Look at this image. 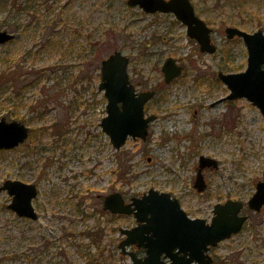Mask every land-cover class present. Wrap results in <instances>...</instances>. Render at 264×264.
Listing matches in <instances>:
<instances>
[{"label":"rangeland","instance_id":"rangeland-1","mask_svg":"<svg viewBox=\"0 0 264 264\" xmlns=\"http://www.w3.org/2000/svg\"><path fill=\"white\" fill-rule=\"evenodd\" d=\"M12 1L0 0V30L16 36L0 46V71L17 68L23 82L1 90L0 119L24 122L33 137L0 151V187L35 184L38 219L19 217L8 208L12 197L0 193V264H90V256L91 264H130L119 228L136 220L103 211L112 193L130 201L150 189L167 192L208 220L217 203L254 195L264 177V115L245 98L223 100L230 89L218 73L246 70L244 41L225 30L264 31V0H192L213 29L214 54L201 52L174 15L148 14L128 0H21L26 10ZM48 34L53 43L45 46ZM115 51L129 57L137 90L157 93L146 109L157 116L148 138H130L119 151L100 126L107 99L98 90L101 62ZM169 57L184 71L166 84L161 68ZM200 156L219 163L203 171L204 196L193 187ZM247 212L243 230L211 249L213 264H264V207Z\"/></svg>","mask_w":264,"mask_h":264},{"label":"water","instance_id":"water-1","mask_svg":"<svg viewBox=\"0 0 264 264\" xmlns=\"http://www.w3.org/2000/svg\"><path fill=\"white\" fill-rule=\"evenodd\" d=\"M127 3L150 14L173 13L187 26L188 36L198 42L201 52L214 54L217 51L211 39L212 29L196 15L191 0H128ZM226 34L228 39L236 36L243 39L248 50V65L245 71L239 73L219 72V78L230 89V94L223 100L246 98L264 115V32L248 33L228 27ZM15 38L14 34L0 30V46ZM129 63V58L121 51H115L101 63L99 91L104 92L107 99V115L102 119L101 127L116 150L124 147L130 137L146 140L149 125L156 119L155 116H145V105L155 96V91L136 90L130 83ZM162 72L168 84L181 76L183 66L169 57L162 66ZM29 135L30 127L22 121L2 118L0 151L19 147ZM207 167L217 169L218 162L201 156L194 181L198 192L206 189L203 170ZM4 191L12 197L8 206L10 210L21 218L38 219L33 204L38 196L35 184L7 180L0 187V193ZM248 204L254 211H260L264 206V178L258 183L257 191ZM104 209L114 214H133L139 223L132 229H121L126 238L120 248L123 254L131 257V264H212L210 248L238 234L247 219L240 215L243 203L235 200L216 205L210 224L205 219H191L181 208L178 199H172L170 193L155 189H150L140 198H133L129 204H125L120 193H113L106 197ZM133 244L145 248L144 258L128 251Z\"/></svg>","mask_w":264,"mask_h":264},{"label":"trees","instance_id":"trees-1","mask_svg":"<svg viewBox=\"0 0 264 264\" xmlns=\"http://www.w3.org/2000/svg\"><path fill=\"white\" fill-rule=\"evenodd\" d=\"M6 1H9V0H6ZM21 2V0H13L12 2H11V5H16V4H19ZM27 3V1L25 0V4ZM20 6L21 7H19V8H22V10H26L28 7H26V6H28V5H26V6H24V3H20ZM31 8V7H30ZM29 8V9H30ZM19 28V27H18ZM27 31V29L26 30H22L21 32H20V34H23V33H25ZM52 34H48V35H46V37H45V46H48V45H51L52 43H53V39H52ZM88 38V37H87ZM12 42V41H11ZM10 42V43H11ZM91 46H92V48H91V51L92 50H94L95 51V47L94 46H96V43H95V45L94 44H91ZM29 54H32V52H30ZM33 56H36V53L35 54H33ZM10 71H7V70H1L0 71V92H1V90H3L5 87H6V85L7 84H9V82L12 84V85H15V84H17V82H23L22 81V79H21V77L23 76H21V73L22 72H20L19 71V69H15V70H11V69H9ZM35 74V76H36V79L34 80V82H38L39 80H41L42 79V76H43V74L41 73V71H38V72H36V73H34ZM29 85H31L32 84V81L30 82V83H28ZM28 85V86H29ZM24 89H25V86H23V85H21V86H18L17 88H16V90H15V95L16 96H14V105H13V109L14 110H17L18 108H19V104H21L20 102H21V95H22V92L24 91ZM18 104V105H17ZM41 105L42 106H44V103H41ZM12 112V118L13 119H17L18 118V115H13V114H16V112L15 111H11ZM19 119V118H18ZM31 136H30V138H32L33 137V131L31 130V134H30ZM36 139V135H35V137H34V140ZM94 258H95V256H94ZM94 258H92L91 256H90V258H88L87 259V262L88 263H92L93 262V260H94Z\"/></svg>","mask_w":264,"mask_h":264},{"label":"flooded vegetation","instance_id":"flooded-vegetation-1","mask_svg":"<svg viewBox=\"0 0 264 264\" xmlns=\"http://www.w3.org/2000/svg\"><path fill=\"white\" fill-rule=\"evenodd\" d=\"M191 2H192V0H191ZM192 5H193V7H194V9H195V13H196V15H198L197 14V11H196V8H195V5H194V3L192 2ZM157 14V13H156ZM168 14H172V13H168ZM173 15V14H172ZM199 16V15H198ZM200 17V16H199ZM201 18V17H200ZM204 20V19H203ZM205 21V20H204ZM206 22V24L209 26V24L207 23V21H205ZM182 23V22H181ZM183 24V23H182ZM184 25V24H183ZM185 27H186V25H184ZM210 27V26H209ZM155 91V90H154ZM153 100V99H152ZM151 100V101H152ZM151 101H149L147 104H146V106H145V112H146V109H147V107H148V104L151 102ZM147 116H155L156 117V119H157V116L155 115V114H151V115H148L147 113H146V117ZM155 119V120H156ZM154 120V121H155ZM153 121V122H154ZM151 125V124H150ZM150 128V127H149ZM148 159H150V158H148ZM149 161V160H148ZM205 181H206V178H205ZM206 189H205V191L204 192H198L197 190V192L199 193V195H201V196H204L206 193H207V188H208V182L206 181ZM193 187H194V182H193ZM194 189H195V187H194ZM209 189V188H208ZM107 197V196H106ZM106 197H105V199H106ZM171 197H172V199H178V198H176L175 196H173L172 194H171ZM105 199H104V201H103V211L104 212H108L109 214H110V216L112 217V218H118V217H120V216H133V215H124V214H114V213H112V212H110L109 210L108 211H106L105 209H104V202H105ZM133 199V198H132ZM132 199L130 200V201H128V200H126L125 198H124V200H125V203L126 204H128V203H130L131 201H132ZM179 200V202H180V206H181V208L187 213V215L191 218V219H198V218H200V219H205V218H201V217H192L191 215H190V213L188 212V211H186L185 209H184V207L182 206V203H181V201H180V199H178ZM228 200H236V201H239V202H242L243 203V209H242V211H241V213H240V215H242V216H245V217H247V219H246V221H245V223H244V226H243V228L245 227V225H246V223L250 220V214H248V212H247V208H249L250 209V211H254V210H252L249 206H248V201L250 200H248L247 201V203H245L244 201H241V200H237V199H228ZM228 200H226L225 202H221V203H217L216 205H218V204H225ZM215 205V206H216ZM214 209H215V207H214ZM262 210V209H261ZM261 210L260 211H254V212H256V213H258V212H261ZM214 216H215V214H214V210H213V216H212V218L211 219H205L206 220V222L207 223H210L212 220H213V218H214ZM134 217V216H133ZM135 218V217H134ZM135 220H136V218H135ZM138 225V222H137V220H136V223H135V225H133L132 227H129V228H119V232L122 234V238H121V240H120V243H119V247H120V244L125 240V235L121 232V229H132V228H134V227H136ZM129 251H133V252H135L139 257H142V258H144L145 256H146V250H145V248H143V247H139L138 246V244H133V245H131V247H130V249H129ZM211 251V250H210Z\"/></svg>","mask_w":264,"mask_h":264}]
</instances>
